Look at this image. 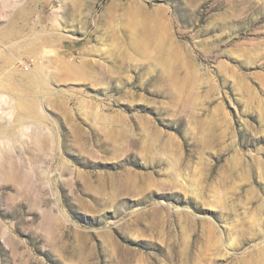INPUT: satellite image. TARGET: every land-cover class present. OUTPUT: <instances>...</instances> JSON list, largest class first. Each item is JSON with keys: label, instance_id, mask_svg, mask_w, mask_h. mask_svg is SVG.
Wrapping results in <instances>:
<instances>
[{"label": "rangeland", "instance_id": "rangeland-1", "mask_svg": "<svg viewBox=\"0 0 264 264\" xmlns=\"http://www.w3.org/2000/svg\"><path fill=\"white\" fill-rule=\"evenodd\" d=\"M0 91V264H264V0H0Z\"/></svg>", "mask_w": 264, "mask_h": 264}, {"label": "bare ground", "instance_id": "bare-ground-1", "mask_svg": "<svg viewBox=\"0 0 264 264\" xmlns=\"http://www.w3.org/2000/svg\"><path fill=\"white\" fill-rule=\"evenodd\" d=\"M33 79H34V77H33ZM41 80V79H40ZM39 81V80H38ZM42 81H44V79H42ZM41 81V82H42ZM35 82V83H34ZM36 84H38V83H36V81H32V83H31V85H36ZM46 85V83H44L43 84V86H45ZM32 87V86H31ZM34 87V86H33ZM38 87V86H37ZM14 91H19V88H18V90H14ZM1 92V91H0ZM19 93V92H18ZM18 96V95H17ZM16 96V97H17ZM0 97H1V93H0ZM1 99V98H0ZM26 99H22V98H18V100L16 101V103H15V105L13 106L14 107V111H12V112H15V113H22L21 111H24V112H27V113H32V112H34L35 111V104H33V103H29V102H27V101H25ZM25 101V102H24ZM31 101V100H30ZM32 102H33V99H32ZM37 106V105H36ZM11 117H12V115H11ZM43 123V122H42ZM45 123V122H44ZM21 125V124H20ZM15 126V125H14ZM14 128V127H13ZM12 129V128H11ZM15 133V132H14ZM7 149V148H6Z\"/></svg>", "mask_w": 264, "mask_h": 264}]
</instances>
